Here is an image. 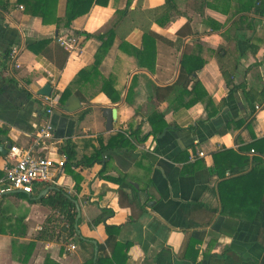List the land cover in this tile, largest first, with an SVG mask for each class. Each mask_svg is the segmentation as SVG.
<instances>
[{
	"label": "crops",
	"instance_id": "0c3cea01",
	"mask_svg": "<svg viewBox=\"0 0 264 264\" xmlns=\"http://www.w3.org/2000/svg\"><path fill=\"white\" fill-rule=\"evenodd\" d=\"M101 2L66 27L68 0L47 24L0 0V179L42 126L38 154L65 157L55 185L0 192V264H264V16L237 13L246 0Z\"/></svg>",
	"mask_w": 264,
	"mask_h": 264
},
{
	"label": "built area",
	"instance_id": "2783aa9c",
	"mask_svg": "<svg viewBox=\"0 0 264 264\" xmlns=\"http://www.w3.org/2000/svg\"><path fill=\"white\" fill-rule=\"evenodd\" d=\"M22 9V7H19ZM59 44L67 49H74L77 38L68 37L58 40ZM18 50L11 49L10 59L14 61ZM48 106L46 113L51 114L55 100L45 97ZM53 139L51 127L42 126L35 134L32 144L28 147L11 146L5 156L2 178L0 179V192L20 191L22 194L31 195L37 185H55V176L64 166L65 157L54 160L48 156L38 154V150ZM199 156H203L199 153ZM74 249V248H73Z\"/></svg>",
	"mask_w": 264,
	"mask_h": 264
},
{
	"label": "trees",
	"instance_id": "16d2710c",
	"mask_svg": "<svg viewBox=\"0 0 264 264\" xmlns=\"http://www.w3.org/2000/svg\"><path fill=\"white\" fill-rule=\"evenodd\" d=\"M93 1L94 0H88L85 3L84 0H75V1L68 0L67 10H66L65 17H64L65 26L69 27L71 24V21L73 19H75L78 16H82V15L86 14L89 11ZM56 2H57V0H18V3H23L26 6L25 11L27 13H29L30 15H33V16L41 17L42 22L44 24L50 23V21H51V10L55 9ZM80 2H82L84 6L78 5ZM96 2H97V4H101L103 1L101 2V0H96ZM170 3H171L170 0H166L165 5L167 4V6H168ZM103 4H105V1L103 2ZM242 10L244 12H251L252 11L255 15L264 16V0H246V2L242 6L237 8V11H238L237 13H240V11H242ZM54 22H56V21L54 20ZM87 36H89V35H87ZM98 38H100V36ZM26 45H27V48H29V49L32 48L30 43H28V41H26ZM12 47L13 46H11L10 48L6 49V51H4V53L2 55L4 62L9 60ZM185 63H186V59H184V62L181 65V72H180L181 77H182V73L183 74L187 73L189 75L194 73L193 71L186 69ZM201 66H202V64H200V66H198V67L201 68ZM222 74H223V76L226 75L224 72ZM227 83H228V81H227ZM230 99H231V96L229 95L227 97V100H225L221 104V106L225 105L227 103L226 101H229ZM250 146H254V144H252ZM69 148H70V146H68L66 148V154H67V158L70 160V158L73 156V154L71 152V149H69ZM19 196H23V195H19ZM29 201L31 203L47 204V205L52 206V207H56L58 204L65 207V205L69 204L68 200L65 198H62L61 201H59L58 203H55V201H57L56 198H55V200L54 199L45 200L44 198H40L39 200L30 199ZM98 222H99V219H96L93 221V223H95V224ZM72 223L74 224V217H73ZM73 224L71 225L72 227H73ZM13 233H15L14 229L11 230L10 234H13ZM0 234H5V231H2V232L0 231ZM46 264H48V263H46ZM96 264H100V263H96Z\"/></svg>",
	"mask_w": 264,
	"mask_h": 264
},
{
	"label": "water",
	"instance_id": "95a60500",
	"mask_svg": "<svg viewBox=\"0 0 264 264\" xmlns=\"http://www.w3.org/2000/svg\"><path fill=\"white\" fill-rule=\"evenodd\" d=\"M52 94V89L51 86L49 84H46L44 87H42V89L39 91V95L44 96V97H50ZM107 111V127L108 129H111L112 126V122L113 120L116 118V109H108ZM0 151H1V146H0ZM2 154H5V151H1ZM10 193H21L20 191H12ZM77 210L79 212V208L77 207ZM78 217H79V213H78Z\"/></svg>",
	"mask_w": 264,
	"mask_h": 264
}]
</instances>
